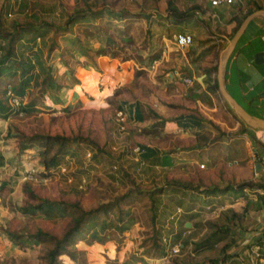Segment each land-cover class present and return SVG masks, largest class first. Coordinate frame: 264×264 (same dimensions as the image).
<instances>
[{
	"label": "rangeland",
	"instance_id": "374dc122",
	"mask_svg": "<svg viewBox=\"0 0 264 264\" xmlns=\"http://www.w3.org/2000/svg\"><path fill=\"white\" fill-rule=\"evenodd\" d=\"M170 2L179 9L175 15L170 11ZM187 3L190 2L0 0L5 23L12 27L13 22L21 21V26L17 27L22 34L17 45L18 59L33 67L23 75L21 69L5 86L22 96L23 101L16 112L10 107L7 117L0 116V143L5 145L3 148L0 145V151L8 160L6 167L0 169L3 182L7 184L0 188V264L47 263L45 256L51 242L37 235L43 230L62 236L70 228L71 218L65 216L61 201L80 202L90 209L102 203H114L137 186L163 189L156 223L163 235L169 230L167 218L173 207L183 205L187 210L194 207L191 201L184 205L186 199L182 195L175 196L172 185H167L173 170L161 171L139 163L140 145L132 142L121 113L122 107L148 97L153 91L152 74L142 69L150 66L159 53V45L155 44L158 35L173 27L168 26L171 22H165L164 14L173 15V22H182L181 26L200 23L195 17L199 6L188 7ZM237 3L238 20H243L263 0H238ZM72 16L74 20L70 25ZM27 23H34L33 28L38 32L26 27ZM3 54L4 49L0 48V57ZM49 74L51 78L47 81ZM22 81L28 82L24 94L17 92ZM7 92L2 96L10 105ZM48 135L78 137L72 146L75 153L66 157L68 165L44 168L43 160L50 159L55 151L45 146ZM21 141L30 145V149L21 151ZM168 143L166 135L163 144ZM47 152L50 153L45 155ZM88 152H92L91 157H87ZM244 155L248 156L240 165L235 164L237 169L241 166L235 170V176L225 177L226 171H223L224 187L243 186L261 179L255 178L254 172L246 167L253 153L244 150ZM169 162L165 155L164 164ZM190 166L195 172L190 181L193 186L206 184L205 179L212 180L207 171L198 170L203 169L198 164ZM33 168L39 173L38 181L24 178L26 170ZM177 172L180 174L181 170ZM238 173L240 178L236 181ZM43 199L48 202L39 209L37 205ZM122 210L129 211L124 221ZM103 219V229H92L77 241L74 256H61L65 264H216L211 259L224 256L223 248L218 245L200 251L195 248L213 229L214 218L205 221L209 231L204 232L202 225L191 235L179 236L177 241L184 247L173 256L166 255V247L163 254L155 249L152 239L155 226L148 198L126 197L120 201L119 208L110 212L109 217H101ZM9 231L17 237L9 235Z\"/></svg>",
	"mask_w": 264,
	"mask_h": 264
},
{
	"label": "crops",
	"instance_id": "0c3cea01",
	"mask_svg": "<svg viewBox=\"0 0 264 264\" xmlns=\"http://www.w3.org/2000/svg\"><path fill=\"white\" fill-rule=\"evenodd\" d=\"M187 1L190 3L186 6H199L195 17L201 20L197 24L200 27L181 26L182 22L175 24L173 15L164 14L165 22H171L167 25L173 27L158 35L155 44L159 46L155 48L159 53L151 65H142V70L152 74L153 91L148 97L138 98L122 107L125 127L132 142L140 145L138 155L148 165L161 171L169 168L174 171L167 185L169 181L191 185L195 175L192 164H204L205 167L198 170L207 171L212 176L211 181L205 179L206 184L196 185L200 190L170 185L175 196L186 199L184 205L188 201L193 206L204 205L211 201V197L222 196L223 209L216 215L204 212L185 216V226L189 229L187 235L195 233L202 225L204 232L209 231L205 221L214 218L217 225L229 230L224 234L227 238L217 244L224 250V256L218 257L217 264H264V188L244 186L243 191H238L239 184L225 187L222 184L223 171H226L225 177L231 176L241 167L237 166V169L235 164L240 165V161L248 156L244 155V150L253 153L249 155L251 160L246 167L254 172L255 178L264 179V144L257 140V130L243 124L232 112L218 82L221 53L240 26V7L237 2L215 7L210 0ZM258 4L264 9V0ZM180 32L193 34V44L178 47L175 36ZM221 39H224L223 43ZM263 53L264 17H257L239 39L225 69V83L230 94L251 113L261 117H264V56H260ZM187 77L193 80L191 84L185 82ZM166 135L169 143L164 146ZM169 148L173 151H168ZM165 155L170 160L168 165L164 164ZM7 162L6 154L0 151L1 170ZM239 178L238 173L236 181ZM3 185L7 184L3 182ZM216 186L225 191L206 192L207 188Z\"/></svg>",
	"mask_w": 264,
	"mask_h": 264
},
{
	"label": "trees",
	"instance_id": "16d2710c",
	"mask_svg": "<svg viewBox=\"0 0 264 264\" xmlns=\"http://www.w3.org/2000/svg\"><path fill=\"white\" fill-rule=\"evenodd\" d=\"M256 9H262V5L256 4ZM3 9L0 10V48L4 49V54L0 57V116H6L11 112L10 105H8L6 98L2 96V93H6L7 89L5 86L14 79L18 72L22 70L21 74H25L26 72L30 71L33 67L29 65L27 62L21 61L18 58L17 53V45L22 40V34L20 30L17 29L18 26H21V21H15L12 24V27L5 23L3 20ZM178 8H176L172 2H170V11L175 15L178 12ZM252 10L249 11V13ZM10 13V12H9ZM248 14V13H247ZM246 17V16H245ZM74 17H70L69 24H73ZM76 22V21H75ZM74 22V23H75ZM242 19L239 20L238 26L241 24ZM48 25V24H47ZM53 25V24H51ZM50 26V25H49ZM237 26V28H238ZM26 27L31 28L33 32H38L34 26V23H27ZM64 28V27H60ZM66 28V27H65ZM236 28V29H237ZM235 29V31H236ZM64 30H67L64 29ZM51 78V75H48L47 81ZM30 79V78H29ZM52 82V81H51ZM54 86V83H52ZM28 85L27 81H22L19 83V87L17 92L20 94H24L25 87ZM216 88H218V82H216ZM58 103L61 102V99H58ZM245 124L243 121H241ZM246 125V124H245ZM78 139L77 138H70L64 136H46V148L48 149H55L52 157L50 159L45 158L43 160V165L45 169L55 168L61 165H68L66 161V157L72 155V152L75 151L72 149L73 143ZM21 151L25 152L26 150L30 149V145H28L25 141H21ZM50 152H47V155ZM170 185H180L182 187H192L193 185L184 183L181 181H169ZM248 186L254 189L264 188V179L257 181V182H250L246 183L243 186L238 187V191H243V187ZM138 187V188H137ZM134 189L130 190L129 192L124 195L121 199L119 198L114 203H102L98 207L87 209L82 206L80 202H63L61 201L60 204L63 206L62 208L65 211V216H69L71 218V226L69 229L62 236H54L48 232L43 230L38 231L37 236H44L46 240L51 242V247L48 249L45 258L47 259L46 264H65L61 256L62 255H71L74 256L75 246L77 241L85 238L86 235L90 232V230H94L96 228L103 229L105 227V219L101 220V217L108 216L110 212L114 211L116 208H119L120 201L124 198H131L132 196H138L142 198V200L148 198L150 200V212L153 220V225L155 226V234L152 235L153 243L155 249H157L158 254H163V245L161 244V238L163 235V231L161 228L156 226L158 222V217L160 215V205L161 199L159 198L160 193H162L163 189L160 190H152V189H143L140 186H137ZM163 188V187H162ZM200 190L199 186L196 187ZM225 189L216 186L214 188H207L206 192L210 194H215L219 192H223ZM48 200L43 199L38 203V208L43 209L45 204ZM120 212V211H119ZM122 220L124 221L129 215L128 210H122ZM121 220V221H122ZM109 226H111L109 220ZM213 229L208 233V235L195 244L196 251L204 250L207 248H212L218 244V242H222L227 235H224L229 230L223 228V226L217 225L215 222L212 224ZM226 230V231H224ZM9 235L13 237H17L14 232L9 231ZM227 234V233H226ZM36 236V234H35ZM42 238H40L41 240ZM158 241V242H157ZM226 245L224 246V248ZM213 263H219L218 258L211 259Z\"/></svg>",
	"mask_w": 264,
	"mask_h": 264
},
{
	"label": "built area",
	"instance_id": "2783aa9c",
	"mask_svg": "<svg viewBox=\"0 0 264 264\" xmlns=\"http://www.w3.org/2000/svg\"><path fill=\"white\" fill-rule=\"evenodd\" d=\"M238 0H210L211 4L215 7L222 6V5H232L236 3ZM175 41L178 47L180 48H185L189 47L190 45L193 44L194 42V35L191 33H183L180 32L175 36ZM220 42H224V39H221ZM192 79L190 77L185 78V82L188 84L192 83ZM11 87H9L10 89ZM7 89V90H9ZM8 101L10 103L11 110L13 112H16L20 107H21V102L23 101L22 96L16 95L13 91H8ZM122 113V112H121ZM123 114V113H122ZM257 140L264 144V131L263 130H258L255 133ZM140 151V149H139ZM94 155V153H93ZM92 152H88L87 157H91ZM139 163L141 165H146L147 161L144 160V158H141L139 155L138 159ZM63 167V165H61ZM115 169H118L117 165H114ZM201 168H204L205 165L201 164ZM24 178H29L33 181H38L39 180V173L37 169H27L24 175ZM3 186V179L0 175V188ZM211 201L208 203L202 205V206H194L190 210H187L185 207L182 205H177L173 207L171 212L168 215L167 218V228L169 229L167 233H165L162 238H161V243L164 245L163 247H166V255L167 256H173V255H178L183 247L184 244L182 242H178L176 239L177 235H180L182 237H185L189 229L185 226V216L189 213H194V214H201L204 212L212 213L213 215H216L218 212H220L223 209V206L221 205L222 201V196H214L211 197ZM183 229V230H182Z\"/></svg>",
	"mask_w": 264,
	"mask_h": 264
},
{
	"label": "water",
	"instance_id": "95a60500",
	"mask_svg": "<svg viewBox=\"0 0 264 264\" xmlns=\"http://www.w3.org/2000/svg\"><path fill=\"white\" fill-rule=\"evenodd\" d=\"M257 17H264V9H257L250 14H248L242 23L240 24L239 28L233 35L232 39L225 47V49L221 53L220 57V64H219V75H218V82H219V89L226 100L228 106L232 110V112L241 119L246 125L251 128L257 130L264 131V117L255 115L247 110L243 105H241L228 91L225 83V69L228 62V59L235 49L239 39L249 26V24ZM260 56H264L261 54Z\"/></svg>",
	"mask_w": 264,
	"mask_h": 264
}]
</instances>
